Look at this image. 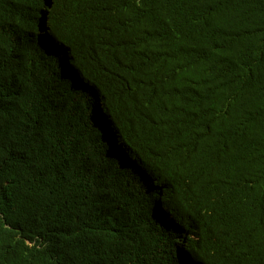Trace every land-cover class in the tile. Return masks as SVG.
<instances>
[{"label": "trees", "instance_id": "16d2710c", "mask_svg": "<svg viewBox=\"0 0 264 264\" xmlns=\"http://www.w3.org/2000/svg\"><path fill=\"white\" fill-rule=\"evenodd\" d=\"M0 264H264V0H0Z\"/></svg>", "mask_w": 264, "mask_h": 264}]
</instances>
